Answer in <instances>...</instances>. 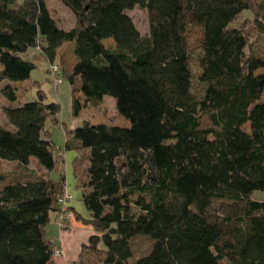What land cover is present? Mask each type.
<instances>
[{"label":"trees","instance_id":"1","mask_svg":"<svg viewBox=\"0 0 264 264\" xmlns=\"http://www.w3.org/2000/svg\"><path fill=\"white\" fill-rule=\"evenodd\" d=\"M17 1L0 0V160L18 169L0 175V264H52L45 233L66 182L46 129L60 105L39 89L19 102L9 85L30 79L32 49L60 67L73 117L110 97L128 123L65 129L90 218L69 210L95 233L77 264H264V202L252 198L264 192V54L233 26L249 12L264 36V0H63L69 30L46 0ZM134 7L148 13V36L127 14ZM138 240L149 246L136 256Z\"/></svg>","mask_w":264,"mask_h":264},{"label":"rangeland","instance_id":"2","mask_svg":"<svg viewBox=\"0 0 264 264\" xmlns=\"http://www.w3.org/2000/svg\"><path fill=\"white\" fill-rule=\"evenodd\" d=\"M17 3H20L19 0ZM46 3L53 17L57 20L61 28L68 30L75 25L74 14L64 4L63 0H46ZM127 14L132 19L140 35L148 36L149 19L147 11L140 7H134L131 11H128ZM252 20L253 17L249 12H243V14L240 15L234 22L233 26L242 28L249 33V42L253 53L262 52L264 54V36L258 35V33L254 30ZM105 45L110 46L112 45V42L106 41ZM63 51L68 60L71 61L70 49L66 47ZM197 54L198 50H195L191 56V71L193 75L192 85L194 94L200 97L203 93V86L198 80L199 69L196 62ZM34 56L38 58L35 59ZM25 58L31 60L34 63L35 69L31 72L29 79L30 83L33 84V88L25 94V98L22 102H31L35 100L36 91L39 89L45 94L46 103H55L60 105V112L56 117L58 123L54 124L51 121H47L46 129L51 135V139L55 148L61 151V155L65 152V129L73 130L77 127H80L86 120H88L93 125L118 123V119L125 121L124 118L118 116L115 110V105L113 106V104L109 102L112 100L110 97H105L104 100L106 101L100 103L96 107L91 105L87 106L82 110L78 118L73 117L71 112V87L67 80L64 79L60 85H54L48 70L49 63L41 57L38 50H30ZM263 68L264 67L262 66V70ZM262 70L260 69L259 72H262ZM34 84L37 85V88L34 86ZM1 88L2 84H0V90ZM7 105L8 102L2 96L0 91V123L3 126H6V118L4 116L3 109ZM31 168L34 169L35 172L39 173L37 170L38 166L35 164L31 165ZM17 170L18 169L16 168L15 164L0 162V175H10L15 173ZM70 175L72 176V174ZM1 186L2 184L0 183V188ZM252 198L255 201L264 202V192H254ZM148 246L149 242L147 240H138L135 243L136 256L144 254L147 251Z\"/></svg>","mask_w":264,"mask_h":264},{"label":"crops","instance_id":"3","mask_svg":"<svg viewBox=\"0 0 264 264\" xmlns=\"http://www.w3.org/2000/svg\"><path fill=\"white\" fill-rule=\"evenodd\" d=\"M9 85L12 86L14 89H16L17 101L19 102H22L25 98V94L28 93L33 88V84L30 83V80H27L25 82L9 83ZM104 99L105 97L102 99V102L106 101ZM112 100L109 102L112 103L114 106L115 102L114 100L113 101ZM88 106L90 105L88 104ZM118 120H119L118 123H111V124L106 123V125L119 126V127L128 126V123L126 121H123L121 119ZM67 138H69V136H66V134L64 133V141H66ZM62 156H63V170L66 179L64 190L69 192L73 197L72 202L69 204V208L71 211H73L74 214H77L81 219L89 220L90 214L88 213V211L86 210V208L84 207L81 201V193L76 188V182L72 174L73 173L72 163L75 159V153L73 151H65L64 153H62ZM0 162H4V161H0ZM11 164H15V163H11ZM33 164L38 166L37 170L39 171L40 174L42 175L45 174L44 169L38 165L37 161L34 158H31L29 163L30 169H32L31 165ZM70 174H72V176ZM93 234H95L93 228L90 225L84 224L80 219L74 218L70 223H68L65 229L62 230L58 228L55 222V218H53V220H51V222L46 228L45 235L47 240L50 242L52 249L53 250L60 249L62 255L56 258L53 257L52 264H77L78 255L81 246L83 244H86L89 237Z\"/></svg>","mask_w":264,"mask_h":264},{"label":"built area","instance_id":"4","mask_svg":"<svg viewBox=\"0 0 264 264\" xmlns=\"http://www.w3.org/2000/svg\"><path fill=\"white\" fill-rule=\"evenodd\" d=\"M48 70L54 85L62 84L63 79L61 77L60 67L57 64H50ZM72 200V195L64 190L61 197H59L57 201L59 212L55 217V222L59 229H65L68 223H70L74 219L73 213L69 210V204L72 202ZM61 255L62 252L60 249L53 250V257H60Z\"/></svg>","mask_w":264,"mask_h":264}]
</instances>
